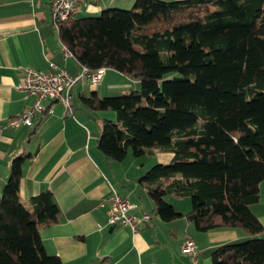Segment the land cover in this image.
Segmentation results:
<instances>
[{
	"label": "trees",
	"instance_id": "trees-1",
	"mask_svg": "<svg viewBox=\"0 0 264 264\" xmlns=\"http://www.w3.org/2000/svg\"><path fill=\"white\" fill-rule=\"evenodd\" d=\"M61 44L90 71L113 69L140 85L81 102L111 111L97 148L110 162L168 152L139 178L164 221L165 200L188 198L198 231L241 227L212 264H264L263 226L251 212L264 179V0H135L57 27ZM26 155L13 158L0 195V264H65L45 252L39 228L58 221L50 190L19 197Z\"/></svg>",
	"mask_w": 264,
	"mask_h": 264
},
{
	"label": "crops",
	"instance_id": "crops-1",
	"mask_svg": "<svg viewBox=\"0 0 264 264\" xmlns=\"http://www.w3.org/2000/svg\"><path fill=\"white\" fill-rule=\"evenodd\" d=\"M132 2L79 0L74 17L96 16L103 9ZM62 46L48 0H0V126L32 104V97L16 88L26 68L46 71L52 62L70 76L80 71L81 65L72 57L64 58ZM137 86V81L106 69L96 84L80 81L72 86V116H64L60 102L46 100L32 126L0 128V195L13 158L26 155L20 200L29 207L30 198L50 190L59 209L56 223L39 228L47 254L58 256L65 264H212L215 247L251 236L241 227L198 231L185 216L191 208L188 198L165 196L181 216L162 220L152 212L154 203L139 183L149 168L147 163L139 164L129 151L122 161L110 162L97 148L100 121L111 120L109 113H114L91 110L80 98L91 92L98 97L121 94ZM154 155L155 163H168L172 157L168 152ZM121 163L127 169L118 173L115 170ZM110 187L135 204L131 214H151L150 221L136 233L128 226L107 223L109 203L105 199ZM258 189L259 199L250 210L263 226L264 236V179ZM185 239L193 240L197 247L196 263L181 253Z\"/></svg>",
	"mask_w": 264,
	"mask_h": 264
},
{
	"label": "built area",
	"instance_id": "built-area-1",
	"mask_svg": "<svg viewBox=\"0 0 264 264\" xmlns=\"http://www.w3.org/2000/svg\"><path fill=\"white\" fill-rule=\"evenodd\" d=\"M50 5L51 19L56 27L74 17L78 11L79 0H48ZM64 58L72 57L71 53L62 46ZM105 68L90 71L85 66L75 76H70L66 70L58 67L52 62L48 64V70H35L26 68L22 81L16 88L26 96L32 97V104L21 112L7 118L5 124L0 128H17L19 126H32V119L37 113L44 110L43 102L46 100L60 102L64 109V116L73 115L71 103V88L76 82L85 81L89 84L99 82L105 72ZM109 203L107 211V223L109 225L128 226L132 233H136L151 219L150 213L140 215L131 214L135 204L121 196L113 187L105 199ZM181 253L190 256L196 263L198 250L193 240L185 239L180 245Z\"/></svg>",
	"mask_w": 264,
	"mask_h": 264
},
{
	"label": "rangeland",
	"instance_id": "rangeland-1",
	"mask_svg": "<svg viewBox=\"0 0 264 264\" xmlns=\"http://www.w3.org/2000/svg\"><path fill=\"white\" fill-rule=\"evenodd\" d=\"M134 1L135 0H133V2L131 3V4H126V5H124V6H116V7H113V8H116V9H130L132 6H133V4H134ZM98 13V12H97ZM95 15H97V14H95ZM138 88L136 89V90H138L139 88H140V85L138 84V86H137ZM120 94V92L118 93H114V94H112V95H119ZM112 95H101V97H104V96H112ZM110 114V117H111V121H113V120H115V115L114 114H111V113H109ZM155 152H158L157 151V149H155L154 151H153V154H150V153H145L144 155H142V156H139V157H134L133 155H132V153H131V150H129V155L131 156V157H134L135 158V160H137V162L139 163V164H144V163H147V164H144V165H146V166H148V167H151L152 165H154V164H156V163H158V162H156L155 163V161H152L153 159H155ZM127 162V161H126ZM118 164V163H117ZM122 165H121V167L119 168V169H116L115 171H117L118 173H123L126 169H127V165H126V163H121ZM149 169V168H148ZM169 196H171V195H169ZM174 197V196H173ZM189 200V199H188ZM190 202V201H189Z\"/></svg>",
	"mask_w": 264,
	"mask_h": 264
}]
</instances>
